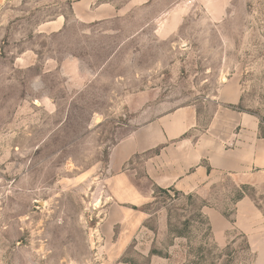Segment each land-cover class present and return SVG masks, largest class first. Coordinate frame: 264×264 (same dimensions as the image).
<instances>
[{
    "label": "rangeland",
    "instance_id": "rangeland-1",
    "mask_svg": "<svg viewBox=\"0 0 264 264\" xmlns=\"http://www.w3.org/2000/svg\"><path fill=\"white\" fill-rule=\"evenodd\" d=\"M77 1L0 5V264H264V170L161 188L160 148L119 185L109 168L180 109L198 118L188 151L244 132L239 116L264 137V0Z\"/></svg>",
    "mask_w": 264,
    "mask_h": 264
},
{
    "label": "crops",
    "instance_id": "crops-1",
    "mask_svg": "<svg viewBox=\"0 0 264 264\" xmlns=\"http://www.w3.org/2000/svg\"><path fill=\"white\" fill-rule=\"evenodd\" d=\"M5 1L0 0V5ZM94 3L95 0H78L75 7H85L91 10ZM102 6L100 5L96 11L91 13V16H96L91 20H98V13L101 12ZM76 14L81 18L88 17V15L79 14V12ZM197 120L196 112L191 108H186L162 115L154 121L134 129L128 136L120 140L112 151L109 164L113 176L112 183L119 185L127 180L125 175H118L119 169L126 163L136 156L157 148H160V151L152 161L154 163L160 161L163 166L158 170V173L156 170L152 172L150 170L148 174L161 188H187L188 185L196 182L198 176L210 177L212 173L217 172L242 174V172L254 169L264 170V137L260 135L261 124L258 119L239 116L238 122H235L232 127L237 129L243 126L244 132L241 130L228 132L227 134L232 137L226 138L208 135L207 140L204 141L206 142L205 146L204 144L200 145L197 148L198 151L195 148L188 151L190 143L185 137L195 127ZM227 126L229 127V125ZM230 140L234 143L232 149L227 146ZM119 150L121 159H117L116 155ZM201 156L207 158L208 166H200ZM145 167L149 170L151 163H146ZM129 182L131 183V185H127L129 189L126 187V189L117 191H139V185H136L135 181L129 180Z\"/></svg>",
    "mask_w": 264,
    "mask_h": 264
},
{
    "label": "built area",
    "instance_id": "built-area-1",
    "mask_svg": "<svg viewBox=\"0 0 264 264\" xmlns=\"http://www.w3.org/2000/svg\"><path fill=\"white\" fill-rule=\"evenodd\" d=\"M6 188L7 186H6L5 178L3 172L0 170V210L2 209L3 203L7 196Z\"/></svg>",
    "mask_w": 264,
    "mask_h": 264
}]
</instances>
